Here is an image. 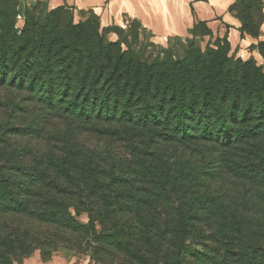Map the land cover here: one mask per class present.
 <instances>
[{
    "label": "trees",
    "instance_id": "1",
    "mask_svg": "<svg viewBox=\"0 0 264 264\" xmlns=\"http://www.w3.org/2000/svg\"><path fill=\"white\" fill-rule=\"evenodd\" d=\"M262 8L229 6L241 36H259ZM89 13L31 8L18 31L0 2V93L18 100L0 98V264L98 261L96 224L112 222L113 264H264L263 68L225 38L147 64Z\"/></svg>",
    "mask_w": 264,
    "mask_h": 264
},
{
    "label": "rangeland",
    "instance_id": "2",
    "mask_svg": "<svg viewBox=\"0 0 264 264\" xmlns=\"http://www.w3.org/2000/svg\"><path fill=\"white\" fill-rule=\"evenodd\" d=\"M7 1V0H0ZM12 4H14L16 17L14 21V28L19 30L23 29L24 24V16L30 11L31 8H37L39 12L47 9L43 3H39V6L36 3L29 4L27 0H8ZM157 0H149L146 2V15H153L156 13L154 9V4ZM180 8V4L178 9ZM179 11V10H178ZM82 19L75 20L73 18V23L77 24L78 22L87 21V19H92L93 15L91 13H81ZM250 20L249 22L252 25L257 26L259 19L261 18V6L260 4H254V6L250 7ZM100 25V34L102 37L108 42L111 43H119L123 51H127L135 56L137 59L153 65H165V63L169 60H176L184 58L188 53L193 52L196 49H200L204 51L207 49L208 45L211 48L215 49V45L223 48V45L220 42H225L222 39H214V37L208 39L205 38L203 34L206 33L208 27L204 24H201L199 20H195L192 26L189 27L187 34L178 35V34H165L163 36L157 37L153 35L148 29H143L141 23L134 19L129 25H122V23H118V25L114 23H109L107 25ZM123 26V28H122ZM194 35L200 36L199 38H194ZM16 36V35H15ZM204 36V37H203ZM261 50L264 51V46L260 47ZM231 57L235 59H241L242 61L250 60L251 58L241 57L235 55ZM253 59V58H252ZM16 93L13 92H4L0 93L1 100L10 101L15 103L18 101L16 98ZM80 221L86 223L87 218L85 215H81L79 217ZM114 222L112 224H106L105 228L102 230L100 225L96 224V230L99 233L101 238L99 253L97 255V259L93 260L91 258L90 249L87 251L75 253L66 250H58L54 252L49 261L44 262L40 258L39 252H35L25 260H23V264H113L112 260L116 259V255L122 256V254L116 253L117 248H115L114 243L112 242V234Z\"/></svg>",
    "mask_w": 264,
    "mask_h": 264
},
{
    "label": "crops",
    "instance_id": "3",
    "mask_svg": "<svg viewBox=\"0 0 264 264\" xmlns=\"http://www.w3.org/2000/svg\"><path fill=\"white\" fill-rule=\"evenodd\" d=\"M145 1L149 0H27L29 4L44 3L50 10L64 7L72 12L75 20L82 19L81 13L92 12L103 26L109 23L118 25L119 22L128 26L136 19L143 29H148L157 37L165 34H187L193 22L199 20L211 32L205 38H225L230 54L253 58L257 66L264 70V59L252 48L259 42L264 43V0H261L263 22L257 38L241 36L239 20L228 12L229 6L235 0H157L154 4L156 13L148 16Z\"/></svg>",
    "mask_w": 264,
    "mask_h": 264
},
{
    "label": "bare ground",
    "instance_id": "4",
    "mask_svg": "<svg viewBox=\"0 0 264 264\" xmlns=\"http://www.w3.org/2000/svg\"><path fill=\"white\" fill-rule=\"evenodd\" d=\"M122 28H123V26H122Z\"/></svg>",
    "mask_w": 264,
    "mask_h": 264
}]
</instances>
